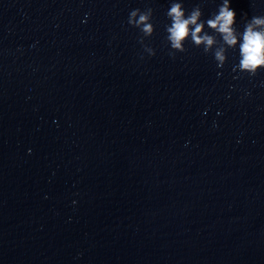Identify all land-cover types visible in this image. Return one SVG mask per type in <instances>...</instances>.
<instances>
[{
    "label": "water",
    "instance_id": "95a60500",
    "mask_svg": "<svg viewBox=\"0 0 264 264\" xmlns=\"http://www.w3.org/2000/svg\"><path fill=\"white\" fill-rule=\"evenodd\" d=\"M169 3L0 0V264H264V68L171 55Z\"/></svg>",
    "mask_w": 264,
    "mask_h": 264
},
{
    "label": "clouds",
    "instance_id": "9594fccd",
    "mask_svg": "<svg viewBox=\"0 0 264 264\" xmlns=\"http://www.w3.org/2000/svg\"><path fill=\"white\" fill-rule=\"evenodd\" d=\"M232 4L233 0H221L205 16L200 2L188 8L185 0H170L164 23L170 54L184 51L185 42L190 39L194 45L202 46L203 52L212 53L218 68L228 60L230 50L235 55L232 62L234 73L252 75L264 68V13L249 15L243 11L238 15ZM127 22L141 33L139 39L147 54L154 55L156 49L144 43V38L155 31L151 12L133 7L129 10Z\"/></svg>",
    "mask_w": 264,
    "mask_h": 264
}]
</instances>
